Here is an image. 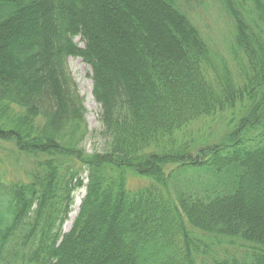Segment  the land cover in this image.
Wrapping results in <instances>:
<instances>
[{"label":"trees","instance_id":"obj_1","mask_svg":"<svg viewBox=\"0 0 264 264\" xmlns=\"http://www.w3.org/2000/svg\"><path fill=\"white\" fill-rule=\"evenodd\" d=\"M212 1L242 85L186 12L202 0H0V143L34 159L29 182L0 176V264H264V0ZM70 57L92 68L102 152ZM237 102L219 142L160 146Z\"/></svg>","mask_w":264,"mask_h":264},{"label":"rangeland","instance_id":"obj_2","mask_svg":"<svg viewBox=\"0 0 264 264\" xmlns=\"http://www.w3.org/2000/svg\"><path fill=\"white\" fill-rule=\"evenodd\" d=\"M202 2V4L196 2L191 7L186 6V12L209 41L213 50L219 54L220 58L226 61V66L229 68L236 83L242 85L244 84V72L240 64L244 63V60H236L232 57L230 48L233 41V24L215 2L212 0H202ZM76 42L81 46L84 45L80 37L76 39ZM238 55L241 56V54ZM67 67L71 77L78 85L79 94L83 98L87 110L86 119L89 125V135L84 146L88 153L102 152L104 151L106 142L101 136V106L93 96L92 68L83 59L74 57L68 59ZM215 76L216 74L210 72L209 79L214 81ZM243 107V103L237 102L235 108H228L214 115L198 117L190 121L182 129L174 132L171 139H164L160 146L166 144L170 147L171 142H173V146L177 147L191 145L194 148L193 153L196 154L197 149L204 145L219 142L227 133V130L231 129L229 127L231 126V120H237L241 117ZM154 149L156 150L157 148H153L152 150ZM33 160L31 157L19 154L10 145L0 143V176L5 180L29 182L34 167ZM83 177L86 184L87 174L84 173ZM127 179L129 187L135 190L149 186L151 182L145 177L132 173H127ZM85 195V188L74 193V203L69 219L63 227L64 233L71 230ZM78 202H81V204L78 211H76ZM74 213H76V216L72 219Z\"/></svg>","mask_w":264,"mask_h":264},{"label":"bare ground","instance_id":"obj_3","mask_svg":"<svg viewBox=\"0 0 264 264\" xmlns=\"http://www.w3.org/2000/svg\"><path fill=\"white\" fill-rule=\"evenodd\" d=\"M80 204H81V202H78V203H77L76 211H78V209H79V207H80ZM75 216H76V213H74V214L72 215V219H74Z\"/></svg>","mask_w":264,"mask_h":264}]
</instances>
